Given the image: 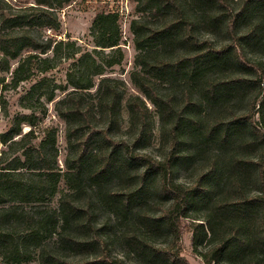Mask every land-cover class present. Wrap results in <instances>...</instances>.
<instances>
[{
    "label": "trees",
    "instance_id": "obj_1",
    "mask_svg": "<svg viewBox=\"0 0 264 264\" xmlns=\"http://www.w3.org/2000/svg\"><path fill=\"white\" fill-rule=\"evenodd\" d=\"M72 1L0 0V86L60 56L78 67L48 95L61 91L64 167L55 130L32 142L31 114L0 137L24 159L0 166V264H191L190 229L206 264H264V0H132L134 89L108 74L124 59L119 13L96 14L91 50L57 38ZM188 163L199 173L183 182Z\"/></svg>",
    "mask_w": 264,
    "mask_h": 264
},
{
    "label": "rangeland",
    "instance_id": "obj_2",
    "mask_svg": "<svg viewBox=\"0 0 264 264\" xmlns=\"http://www.w3.org/2000/svg\"><path fill=\"white\" fill-rule=\"evenodd\" d=\"M13 2H26L33 0H11ZM99 12H116L120 16L121 29V47L124 52V59L122 64L115 66L108 70V74L120 77L126 81L130 89H134L130 81V72L134 66V57L136 48L134 45V35L130 29L131 20L137 16L134 10V2L132 0H74L69 5L60 9L58 14L61 21V26L57 34L58 39L75 40L80 46L81 52L87 49L91 50L95 45L94 35V18ZM224 38H219V42ZM65 53H69L65 51ZM64 54V52H63ZM81 54V53H80ZM53 64L55 67L30 80L21 82L18 85L11 84V74H7L6 83L0 86V137H4L6 132L12 128L15 120L21 114L33 115V120L36 124L33 126L36 138L32 142L39 143L44 138L48 131L55 130L57 137V146L59 148L60 167H64V158L66 155L67 141L65 137V121L58 115L55 109L56 100L61 96V91L57 90V98L53 100L48 99L51 90L55 88L56 84L67 83V72L73 71L77 67L76 58L65 57L54 58ZM16 63L13 65L15 66ZM46 78L41 81L40 78ZM150 105V104H149ZM244 106V104H243ZM152 107V105H150ZM260 119V112L256 114ZM157 127L159 125L158 118ZM22 132L25 133L31 129L27 123H21ZM120 134L122 132H119ZM155 143L151 150H157L160 132L156 129ZM0 166L1 167H20L23 165L22 149L19 145L9 142L0 143ZM3 153V154H2ZM18 158L21 161H18ZM189 169H182L178 172V179L183 182H189L196 178L199 171L194 170L193 164L186 165ZM192 176V177H191ZM66 189L64 180L61 181L59 192L52 199V204L56 205L60 193ZM185 222H190L185 220ZM20 241L29 239V232L22 231L17 234ZM193 231L185 230L182 235V251L181 254L185 256L191 264H206L202 257L195 253L193 247ZM163 236L162 239H166ZM121 254L122 251H121ZM126 259L131 264H139L138 260L126 255ZM34 264H37L36 262Z\"/></svg>",
    "mask_w": 264,
    "mask_h": 264
}]
</instances>
